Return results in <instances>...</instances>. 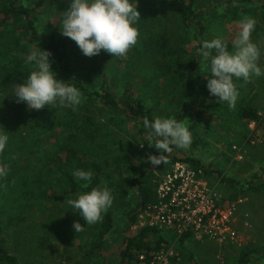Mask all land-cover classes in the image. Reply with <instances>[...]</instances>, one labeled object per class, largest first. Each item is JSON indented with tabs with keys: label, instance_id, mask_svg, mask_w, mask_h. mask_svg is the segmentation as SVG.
Listing matches in <instances>:
<instances>
[{
	"label": "rangeland",
	"instance_id": "rangeland-1",
	"mask_svg": "<svg viewBox=\"0 0 264 264\" xmlns=\"http://www.w3.org/2000/svg\"><path fill=\"white\" fill-rule=\"evenodd\" d=\"M32 1L20 0L27 4ZM186 1L192 3L204 26L201 33H196L195 25L184 26L163 0H143L158 6L155 14L143 17L137 0L141 17L138 38L123 57H111L103 50L85 56L70 39L72 64L86 91L106 85L124 101L128 97L142 100L153 117L175 118L188 126L190 147H174L171 159L164 158L166 163L152 165L148 156L155 154L139 123L105 108L95 97L81 92L83 99L75 111L59 105L34 110L24 102H15L9 92L27 74L5 89L2 81L0 131H6L9 140L0 152V164H7L9 171L0 178V234L7 250L17 257V264H120L123 234L133 235L138 230L134 226L137 217L126 228L128 213L138 200L135 188L127 182V159L138 170H151L159 179L177 161L171 162L174 157L191 158L201 168L219 172L205 173L199 168L200 176L211 187L235 202V226L243 240L220 245L187 235L176 239L164 232L159 234L161 239L165 236L191 264H264V75L248 81L233 78L239 97L235 108L230 109L226 102L209 94L206 63L197 52L202 40L214 36L222 37L232 50L240 20L254 18L250 39L260 49L257 63L264 70V0ZM132 2L135 5L136 0ZM68 6L69 0H45L34 15L36 28L46 35L68 38L59 30L61 11ZM192 59L197 60L193 91L186 85V67ZM248 109L257 117V112H262L263 122L250 127L258 118L245 115ZM84 116H90L94 126L85 121L80 131L78 125ZM89 128L93 131L90 138ZM72 134L77 136L71 141L80 154L77 159L61 162L63 155L58 148ZM237 150L241 158L236 156ZM92 163L101 168L102 186L111 189L113 196L107 209L112 228L100 248L94 246L98 222L84 225L78 212L63 202L78 193L70 190L67 174L72 175L74 168L93 173ZM74 221L84 225L81 232L73 229ZM152 236L151 245L155 243Z\"/></svg>",
	"mask_w": 264,
	"mask_h": 264
},
{
	"label": "clouds",
	"instance_id": "clouds-1",
	"mask_svg": "<svg viewBox=\"0 0 264 264\" xmlns=\"http://www.w3.org/2000/svg\"><path fill=\"white\" fill-rule=\"evenodd\" d=\"M61 12V35L73 40L85 56L97 55L103 50L111 57H123L137 42V23L141 19L137 0L135 5L132 0H69V6ZM239 24L232 50L218 36L202 40L197 50L206 63L209 94L220 102H226L230 109L235 108L239 97L233 78L248 81L253 76L264 75V70L257 63L260 49L250 39L255 20L245 17ZM51 55L50 50L38 45L30 50L25 63L31 65V70L21 83H14L9 92L13 94L15 102H24L29 109L59 105L75 111L83 99L81 90L57 77L51 67ZM142 124L149 132V145L159 150V155L148 156L152 165L166 163L163 154L169 152L172 146L188 149L192 143L188 126L175 118L154 116L149 120L145 117ZM8 140L7 132L0 131V152L5 149ZM8 171L7 164H0V178L7 176ZM72 176L87 189L93 173L90 169L74 168ZM63 202H66L68 209L78 212L85 221L84 225H93L102 219V214L111 206L113 196L107 186L97 185L77 193L75 198L66 197ZM84 225L74 221L73 229L76 233L81 232Z\"/></svg>",
	"mask_w": 264,
	"mask_h": 264
},
{
	"label": "trees",
	"instance_id": "trees-1",
	"mask_svg": "<svg viewBox=\"0 0 264 264\" xmlns=\"http://www.w3.org/2000/svg\"><path fill=\"white\" fill-rule=\"evenodd\" d=\"M141 2V10L143 17L151 16L157 12V4H144ZM165 6L174 13H177L184 26L189 27L192 25L197 26L195 28L196 33L203 31V24L197 18V12L194 9L191 2L186 0H163ZM45 0H34L30 4L22 3L20 0H0V87L3 89L8 87L15 79L23 78L30 70V65L25 63L26 55L35 48L37 45L42 49L50 50L52 55L50 56L51 67L60 79L67 80L66 83H70L85 93V95L93 96L98 99L100 105L105 108L118 111L124 116L138 122L141 128V132L145 135H149L148 130L143 127L142 121L145 117L149 120L153 118L152 112L145 106L142 100L133 98L126 99L114 96L111 90L106 85H102L98 90L94 92L86 91L82 77L72 64L71 49L72 42L70 38L58 37L54 33L49 35L40 32L34 23V15L37 14L43 7ZM2 59V60H1ZM197 65V60L192 59L188 62L186 67V85L193 91V75L194 69ZM214 104V103H212ZM215 105V104H214ZM248 117L258 118L251 109L244 112ZM85 121L93 124L90 116H84L82 122L78 125V129L81 130ZM257 122H259L257 120ZM96 131V128H95ZM93 131L89 128L88 137L90 138ZM72 139L77 140V136L72 134L69 141L62 143L58 148V153H62L63 158L59 157L61 162H69L70 160L77 159L79 156L78 148L72 144ZM94 139V138H93ZM154 142V141H151ZM163 156L165 159H171L172 149ZM151 150L155 155H159V150L151 146ZM183 161L189 163L194 169L200 170L196 160L191 158H173V161ZM128 160L127 170L129 175L127 182L129 186L135 188L137 193V206L128 213V224L126 228L132 225V222L136 218L137 214L146 206L152 205L156 202L155 187L158 178L152 173L151 170H138L133 161ZM93 176L88 188H84L83 184H78V181L74 179L72 175L67 174L66 178L69 181V188L73 191H87L91 187L100 185L101 183V168L98 164L92 163ZM205 173H215L219 175V172H210L201 168ZM222 180L226 181L224 178ZM1 188V183H0ZM112 228V216L107 210L102 214V219L98 221V238L95 240V248H100L103 244L105 236ZM160 232L154 228H141L135 231L133 235L124 233L120 241L119 247V263L120 264H132L135 255L140 251H146L155 247L158 242L161 241ZM151 235L155 236V245L150 244ZM150 236V237H149ZM152 236V237H153ZM93 246V248H94ZM0 264H17V257L11 254L4 245V240L0 234Z\"/></svg>",
	"mask_w": 264,
	"mask_h": 264
},
{
	"label": "built area",
	"instance_id": "built-area-1",
	"mask_svg": "<svg viewBox=\"0 0 264 264\" xmlns=\"http://www.w3.org/2000/svg\"><path fill=\"white\" fill-rule=\"evenodd\" d=\"M257 113L259 122L252 120L250 127L263 122L262 112ZM236 156L241 158L238 150ZM155 195L156 202L137 214L134 226L138 229L154 228L176 239L187 235L198 241L214 240L220 245L242 242L235 226V202L211 187L200 171L186 162L176 161L157 180ZM162 237L155 247L138 252L132 264H191L183 260L171 241Z\"/></svg>",
	"mask_w": 264,
	"mask_h": 264
}]
</instances>
